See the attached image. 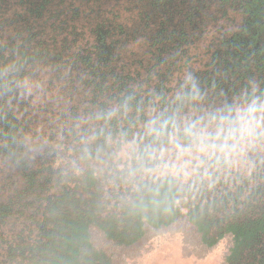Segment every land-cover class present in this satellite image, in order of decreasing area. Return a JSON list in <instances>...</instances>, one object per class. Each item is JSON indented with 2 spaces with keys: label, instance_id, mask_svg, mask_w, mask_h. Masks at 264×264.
I'll list each match as a JSON object with an SVG mask.
<instances>
[{
  "label": "trees",
  "instance_id": "obj_1",
  "mask_svg": "<svg viewBox=\"0 0 264 264\" xmlns=\"http://www.w3.org/2000/svg\"><path fill=\"white\" fill-rule=\"evenodd\" d=\"M260 13L225 50L214 38L192 56L181 36L157 50L144 44L143 61L130 72L104 59L99 88L107 84L112 92L95 113L72 120L57 166L42 140L2 116L0 264H125L165 233L181 234L198 254L223 242V264H264V140L239 168L209 163L187 179L149 180L133 174L128 159L132 140L141 147L152 140L145 135L147 108L163 104L155 116L195 117L258 89V72L238 76L235 69L264 51Z\"/></svg>",
  "mask_w": 264,
  "mask_h": 264
},
{
  "label": "rangeland",
  "instance_id": "obj_2",
  "mask_svg": "<svg viewBox=\"0 0 264 264\" xmlns=\"http://www.w3.org/2000/svg\"><path fill=\"white\" fill-rule=\"evenodd\" d=\"M262 10L264 0H0V138L2 116L10 115L49 147L57 166L72 138V120L95 113L112 92L107 84L99 88L104 59L130 72L143 61L144 44L157 50L181 36L192 56L214 38L225 50L255 16L263 18ZM161 59L170 61L164 54ZM248 70L261 76L260 95L264 51L248 55L235 72ZM162 106L147 108L145 117ZM263 140L245 144L230 163L242 166ZM223 257V242L198 254L181 234L165 233L125 264H223Z\"/></svg>",
  "mask_w": 264,
  "mask_h": 264
},
{
  "label": "clouds",
  "instance_id": "obj_3",
  "mask_svg": "<svg viewBox=\"0 0 264 264\" xmlns=\"http://www.w3.org/2000/svg\"><path fill=\"white\" fill-rule=\"evenodd\" d=\"M184 87L177 93L178 100L185 95ZM192 90L195 99L199 93L194 84ZM145 135L152 140L143 147L135 139L128 144L132 173L140 172L152 181L169 174L187 179L206 164L229 163L245 144L264 139V95H257L253 87L251 93L244 92L211 113L154 116L145 125Z\"/></svg>",
  "mask_w": 264,
  "mask_h": 264
}]
</instances>
